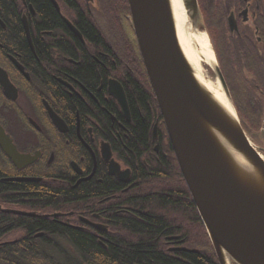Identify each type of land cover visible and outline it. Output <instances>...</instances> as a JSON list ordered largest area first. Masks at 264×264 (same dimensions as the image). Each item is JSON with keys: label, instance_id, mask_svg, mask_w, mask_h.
I'll list each match as a JSON object with an SVG mask.
<instances>
[{"label": "flooded vegetation", "instance_id": "1", "mask_svg": "<svg viewBox=\"0 0 264 264\" xmlns=\"http://www.w3.org/2000/svg\"><path fill=\"white\" fill-rule=\"evenodd\" d=\"M198 2L230 95L242 101V126L252 134L264 128V0ZM93 66V76L84 73ZM137 67L144 64L128 0H0V70L11 83L0 80V127L18 152L34 157L15 162L0 144V264H34V245L44 235L88 264L71 237L40 230L38 220L106 246L117 241L120 215L140 214L128 202L138 181L119 150L133 119L126 84L137 79ZM115 82L128 114L112 93ZM160 117L151 135L157 152L171 146ZM35 185L80 189L83 197L36 205ZM166 244L179 260L183 251L199 250L181 233Z\"/></svg>", "mask_w": 264, "mask_h": 264}, {"label": "water", "instance_id": "2", "mask_svg": "<svg viewBox=\"0 0 264 264\" xmlns=\"http://www.w3.org/2000/svg\"><path fill=\"white\" fill-rule=\"evenodd\" d=\"M183 1L192 27L200 29L198 0ZM128 4L172 149L219 264H264V157L242 126L219 64L211 69L234 114L197 78L179 41L171 0ZM0 80L11 87L5 71ZM114 86L128 114L125 92L120 83ZM0 144L15 162L34 159L18 152L2 127Z\"/></svg>", "mask_w": 264, "mask_h": 264}, {"label": "trees", "instance_id": "3", "mask_svg": "<svg viewBox=\"0 0 264 264\" xmlns=\"http://www.w3.org/2000/svg\"><path fill=\"white\" fill-rule=\"evenodd\" d=\"M100 38L97 37L98 41H103ZM120 48L127 57L125 45ZM84 73L93 76L94 66ZM135 77L137 79L130 78L126 84L133 119L127 124L126 135L122 133L124 145L119 150L138 181L134 186L135 196L128 198V202L139 209L140 214L120 215L117 241L106 246L97 244L81 231L47 227L41 219L36 225L40 230L71 237L74 252H79L88 264H219L171 146L160 147L159 152L154 149L151 135L161 113L145 68L137 67ZM239 99L237 97L234 103L238 113L242 102ZM248 119L252 127H259L258 116L248 113ZM81 197L80 189L66 193L57 188L34 186L36 205L56 206L64 200ZM179 233L188 244L199 247L198 252L183 251L182 260L169 254L166 244L167 237ZM79 259V254L73 255L55 242L47 241L46 235L34 245V264H80Z\"/></svg>", "mask_w": 264, "mask_h": 264}, {"label": "bare ground", "instance_id": "4", "mask_svg": "<svg viewBox=\"0 0 264 264\" xmlns=\"http://www.w3.org/2000/svg\"><path fill=\"white\" fill-rule=\"evenodd\" d=\"M171 3L180 44L197 78L228 111L234 114V108L220 81L218 78H212L204 67L207 65L214 68L217 63L208 34L192 27L183 0H171Z\"/></svg>", "mask_w": 264, "mask_h": 264}, {"label": "rangeland", "instance_id": "5", "mask_svg": "<svg viewBox=\"0 0 264 264\" xmlns=\"http://www.w3.org/2000/svg\"><path fill=\"white\" fill-rule=\"evenodd\" d=\"M201 15H202V12H201ZM202 21H203V23H201V27H200L199 30L206 33V29L204 28L203 16H202ZM204 67L207 70V72H209V74H210V76L212 78H218L217 75L213 72V70L211 69L210 66L204 65ZM237 112H238V110H237ZM238 115H239V113H238ZM239 118H240V115H239ZM240 120H241V118H240ZM248 135H249L251 141L254 143V145L258 149H260V151L264 154V128H261L260 130L257 129L256 131L252 132V134L249 133Z\"/></svg>", "mask_w": 264, "mask_h": 264}]
</instances>
